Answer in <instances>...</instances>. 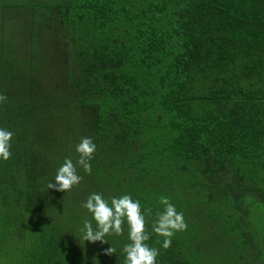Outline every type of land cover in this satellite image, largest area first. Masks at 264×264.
I'll return each instance as SVG.
<instances>
[{
	"label": "trees",
	"instance_id": "obj_1",
	"mask_svg": "<svg viewBox=\"0 0 264 264\" xmlns=\"http://www.w3.org/2000/svg\"><path fill=\"white\" fill-rule=\"evenodd\" d=\"M0 93V225L39 217L22 264H124L82 238L93 192L152 210L156 264H264V0H0ZM81 137L91 174L49 189ZM162 196L187 223L167 249Z\"/></svg>",
	"mask_w": 264,
	"mask_h": 264
},
{
	"label": "clouds",
	"instance_id": "obj_2",
	"mask_svg": "<svg viewBox=\"0 0 264 264\" xmlns=\"http://www.w3.org/2000/svg\"><path fill=\"white\" fill-rule=\"evenodd\" d=\"M8 97L0 93V104L7 102ZM14 133L10 130L0 128V159L7 161L11 158V140ZM96 145L90 137H81L76 145V152L79 159L76 163L68 157L58 168L55 182L48 184L49 189L67 192L73 186L80 184L83 179L77 173V165L83 168L84 172L91 174V160L94 157ZM159 203L164 206L163 211L158 212L157 218L152 225V231L164 237L163 248L167 249L172 244V237L176 232L185 231L187 223L184 220L183 212H178L169 198L162 196ZM81 207L92 214L97 228L94 230L92 223L85 220L81 232L83 240L89 242H107L104 237L108 234L121 235L124 231L123 224L127 220L131 243L123 246L125 254L124 264H156L159 249L150 247L146 241L150 239V234L146 230L145 214L151 215L152 210L147 209L146 213L141 211L139 200H133L131 195L125 194L120 197H112L111 203L103 198L101 193H91ZM115 249L110 247L105 250V254L113 255Z\"/></svg>",
	"mask_w": 264,
	"mask_h": 264
},
{
	"label": "rangeland",
	"instance_id": "obj_3",
	"mask_svg": "<svg viewBox=\"0 0 264 264\" xmlns=\"http://www.w3.org/2000/svg\"><path fill=\"white\" fill-rule=\"evenodd\" d=\"M0 214H2L0 212ZM31 218L27 225L17 226V228H9L6 226L5 222L0 225V264H22V258L27 255L30 250L35 232V226L38 222L39 217H27ZM26 219V220H27ZM86 220V219H85ZM89 220V218H87ZM248 220L251 222V226L255 228L258 232L260 238L264 239V207H256L249 216ZM79 223L83 227V218L79 219ZM92 227L95 230L96 223H92ZM123 233L121 235H116L114 233L108 234L104 237L106 243L111 246H118L123 250V246L126 244L125 239H128L129 228L127 220L123 224ZM10 231L14 233L11 234ZM88 249V248H87ZM89 250V249H88ZM90 251V250H89ZM125 260V254L123 251L120 255ZM120 263V260L119 262Z\"/></svg>",
	"mask_w": 264,
	"mask_h": 264
}]
</instances>
